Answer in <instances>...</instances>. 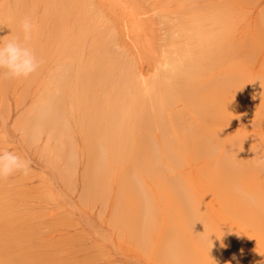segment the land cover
<instances>
[{
  "label": "bare ground",
  "instance_id": "obj_1",
  "mask_svg": "<svg viewBox=\"0 0 264 264\" xmlns=\"http://www.w3.org/2000/svg\"><path fill=\"white\" fill-rule=\"evenodd\" d=\"M181 1L192 19L179 25L184 45L147 87L117 54L91 56L80 87L68 86L64 114L82 107L87 118L86 187L106 196L116 184L114 219L125 238L164 264H264V136L253 131L264 125V12L242 27L250 0ZM5 12L1 38L9 20L20 18ZM74 98L81 106L73 107ZM57 106H49L53 117ZM189 111L203 126L184 122ZM7 206L0 209V264H44Z\"/></svg>",
  "mask_w": 264,
  "mask_h": 264
},
{
  "label": "rangeland",
  "instance_id": "obj_2",
  "mask_svg": "<svg viewBox=\"0 0 264 264\" xmlns=\"http://www.w3.org/2000/svg\"><path fill=\"white\" fill-rule=\"evenodd\" d=\"M180 3L0 0V28L8 22L3 12L20 17L9 20L11 29L0 38L21 35L20 22L30 17L38 41L31 39L28 45L38 52L40 61L38 70L27 79H10L0 71V149L12 150L31 162L27 175L0 180V209L9 204L15 217L22 218L27 226L23 239L36 246L35 255L47 259L44 264H164L142 247H132L125 238L122 224L114 219L116 184L106 196L87 190L84 172L88 156L82 133L87 118L80 113L82 107L73 115L63 110L70 95L68 86L80 87L78 78L91 56L124 55L144 87L167 69L170 55L176 54L187 36L179 31V25L192 22L181 12ZM242 9L240 25L250 23L252 27L264 12V0H250ZM78 102L81 106L80 99L74 98L73 107ZM51 105H58L57 117L49 113ZM178 108L180 104L174 111ZM192 116L190 111L184 114L187 125L203 126L196 114ZM234 119L232 127L237 124ZM253 131L256 137L264 136V125ZM60 135L68 140L61 141ZM228 135L224 133L223 143Z\"/></svg>",
  "mask_w": 264,
  "mask_h": 264
},
{
  "label": "clouds",
  "instance_id": "obj_3",
  "mask_svg": "<svg viewBox=\"0 0 264 264\" xmlns=\"http://www.w3.org/2000/svg\"><path fill=\"white\" fill-rule=\"evenodd\" d=\"M20 30L22 39L19 36L8 40L0 39V71L10 79H27L40 66V61L28 45L35 32V24L30 17H25L20 22ZM30 170L29 160L12 150L0 149V180H6L16 174L27 175ZM221 246H224L223 241Z\"/></svg>",
  "mask_w": 264,
  "mask_h": 264
}]
</instances>
